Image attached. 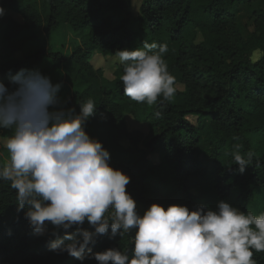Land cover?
<instances>
[{"label": "trees", "instance_id": "obj_1", "mask_svg": "<svg viewBox=\"0 0 264 264\" xmlns=\"http://www.w3.org/2000/svg\"><path fill=\"white\" fill-rule=\"evenodd\" d=\"M140 2L136 15L133 0H0V79L7 85L9 71L39 70L62 85V105L77 112L79 103L93 98L97 112L86 131L109 150L111 166L131 177L127 191L141 215L153 203L215 210L221 200L244 212H264V59L249 62L253 49H264V0ZM256 2L255 22L243 37L235 15L242 4ZM63 25L87 32L67 59L49 49L43 35L25 36L35 31L50 38ZM145 41L167 43L165 59L177 84L174 98L151 106L124 95L122 65L109 79L92 64L96 53L115 57L118 49L142 48ZM128 117L146 124L148 134L131 129ZM235 144L254 154L243 174L231 156ZM7 158L0 149V162ZM16 203L10 182L0 181V264H81L50 251L53 227L34 234ZM83 227L94 231L87 222ZM132 235L110 239L109 229L89 247L130 253ZM253 259L264 264V252L254 251Z\"/></svg>", "mask_w": 264, "mask_h": 264}, {"label": "clouds", "instance_id": "obj_2", "mask_svg": "<svg viewBox=\"0 0 264 264\" xmlns=\"http://www.w3.org/2000/svg\"><path fill=\"white\" fill-rule=\"evenodd\" d=\"M4 15L0 6V18ZM168 50L167 43L145 41L142 48L115 52L126 97L149 106L174 98L177 84L165 59ZM262 59L264 49L251 51L250 63ZM61 87L39 70L9 71L7 85L0 79V130L10 131L0 135V149L8 157L0 162V181L10 182L17 210L24 211L34 234L53 227L50 251L67 253L81 264L85 259L98 264H256L254 251L264 252V212H244L221 200L215 210L204 204L192 210L153 203L141 215L127 191L131 177L111 166L109 150L86 131L97 112L95 100L79 103V112L65 108L58 97ZM242 149L235 144L231 156L243 174L254 154ZM85 222L94 231L85 229ZM109 229L110 239L134 233L130 253L115 247L92 251L89 245Z\"/></svg>", "mask_w": 264, "mask_h": 264}, {"label": "rangeland", "instance_id": "obj_3", "mask_svg": "<svg viewBox=\"0 0 264 264\" xmlns=\"http://www.w3.org/2000/svg\"><path fill=\"white\" fill-rule=\"evenodd\" d=\"M141 0H133V12L134 14L139 13L138 7L140 6ZM260 5L256 3H246L239 7V12L235 15L237 19V24L241 30V35L243 37H248L247 27L251 26L255 22L254 11L258 9ZM87 32L82 34L73 33V31L68 26H62L58 30L52 33L50 38H47L42 32L30 31L25 34V36L31 35H43L47 40L48 48L56 53H60L62 58L67 59L71 57L74 51L80 46L81 39ZM93 66L96 69H103L105 76L109 79L114 78V69L118 65H121L116 57L103 56L102 54L96 53L93 57ZM129 127L131 129H139L145 134H148L149 129L146 124H140L136 122L133 118L128 117ZM1 135V133H0ZM138 212L142 211L141 206L137 204Z\"/></svg>", "mask_w": 264, "mask_h": 264}]
</instances>
